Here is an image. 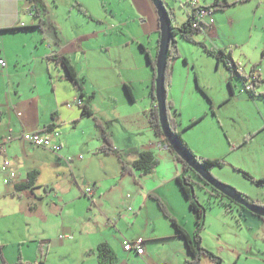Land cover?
I'll return each mask as SVG.
<instances>
[{"label": "crops", "instance_id": "crops-1", "mask_svg": "<svg viewBox=\"0 0 264 264\" xmlns=\"http://www.w3.org/2000/svg\"><path fill=\"white\" fill-rule=\"evenodd\" d=\"M43 1L45 6L39 11L29 0H0V52L7 60L5 67L0 66V256L4 257L0 264H131L133 259L148 264L144 259L156 242H174L177 253L181 257L185 253L184 261L173 259L168 264H187L190 255L181 245L182 236L152 196H159L178 222L194 233L195 212L178 180L183 163L144 117L156 103V77L149 60L157 58L160 37L154 3ZM194 7L191 0L181 3L187 17ZM214 12L202 19L201 27L216 28ZM186 20L175 18V23ZM225 53L234 59L232 52ZM55 55L68 56L78 77L85 78L84 95L65 78L66 70ZM185 57L181 53L173 60V74ZM257 64L253 72L263 77ZM233 75L228 72L227 80L235 95ZM199 83L197 78L196 89L208 95L201 76ZM229 95L223 103L231 99ZM85 104L92 115H82ZM96 116L107 125L114 152L99 149L103 139ZM53 130L59 132L52 135L59 149L23 138L25 132L45 135ZM240 133L245 136L246 131ZM145 150L158 159L153 172L142 174L134 168L131 173L123 172L122 159L132 162ZM7 159L10 164L4 165ZM11 170L17 177L6 182ZM89 187L91 194L86 191ZM221 202L228 206L222 205L224 209L214 215L206 214L210 226L203 243L206 240L223 257V264H228L227 253L234 264H240V259L242 264L264 261V219L234 202ZM239 233L246 238L242 246L234 239ZM139 237L145 240L144 253L124 248L125 240ZM101 242L112 247L117 260L101 262ZM122 256L124 263L118 262ZM201 264H211L210 258L204 256Z\"/></svg>", "mask_w": 264, "mask_h": 264}, {"label": "rangeland", "instance_id": "rangeland-1", "mask_svg": "<svg viewBox=\"0 0 264 264\" xmlns=\"http://www.w3.org/2000/svg\"><path fill=\"white\" fill-rule=\"evenodd\" d=\"M196 1L200 5H206L213 0ZM169 2L170 5H168L174 9L178 21L188 19L181 8L180 0ZM214 14L216 28L212 26L209 29L208 26L203 25V30L197 34L196 39L206 40L211 48H223L227 53L231 50L240 70H238L239 74L234 71L232 78L237 82L236 94L232 95L227 80L231 69L223 61H220L218 66L216 58L201 47L179 37L180 52L186 57L179 60V66L177 64L175 73H172L167 99L173 102L172 111L180 122L179 131L184 133L183 138L195 155L222 160L221 166H209L211 173L241 192L249 201H259L264 204V182L256 183L244 174V172L249 173L254 180L264 177V97L260 96L261 92L264 93V84L254 86L258 92L255 97L250 95L244 85L245 82L248 85L253 82L250 75L253 63L259 62L264 76V0L239 2L236 6L223 11L217 10ZM175 59L178 58L170 60L172 67ZM150 69L155 73L153 66H150ZM199 76L205 82V89L209 96L196 89L197 78L198 85H201ZM228 94L231 99L223 103ZM201 97H204V100ZM144 117L148 119V115ZM146 122L150 125L149 119ZM181 122L183 126L180 130ZM193 122L195 123L191 125ZM242 129L246 131L245 136L249 135V140L244 141L245 143H242L245 139V136L240 133ZM190 173L196 176L192 171ZM195 178L198 180L194 183L195 192L199 201L205 206L206 214L208 211L210 215L216 214V211H222L224 209L222 205L225 206L221 202L222 199L209 194L211 184H205L197 176ZM226 200L229 199L226 198ZM204 222L202 239L207 232V227L210 226V219L205 218ZM214 229L213 225L209 231L212 232ZM243 237L242 233H239V236L234 238L240 241L238 246H242L243 241L246 242V238ZM180 241L181 245L187 249L185 240ZM205 241L204 243L202 241V245L217 254L215 249L210 248ZM163 243L156 242L150 255H146L144 260L148 264H159L161 261L172 263L173 259L184 261L185 253H182L181 257L180 253H177L174 242ZM148 249L146 247V250ZM204 256L207 255H203L202 258ZM120 259L118 262L124 263L123 260L126 258L122 256ZM225 260L228 264L235 262L228 253ZM241 261L240 259V264H242ZM254 262L264 264V261L254 260ZM131 264H142V262L133 259Z\"/></svg>", "mask_w": 264, "mask_h": 264}, {"label": "trees", "instance_id": "trees-1", "mask_svg": "<svg viewBox=\"0 0 264 264\" xmlns=\"http://www.w3.org/2000/svg\"><path fill=\"white\" fill-rule=\"evenodd\" d=\"M29 1H31L33 3V6H35V9L37 8L39 11H40L41 7L45 6V3L43 0H29ZM243 1H247V0H235L233 2H230L228 0H213L210 4H207V5H200V6L196 5L194 7L195 11L193 12V14L195 15L197 8H205L209 11H217V10L223 11V10L228 9L231 6H235L239 2H243ZM163 2L166 5V7L169 11V14L171 16L172 32H173V38H172L170 48H169V53H168L169 62H168L167 69H166L167 92H168L170 85H171L172 73H173V67L170 63V60L173 58L181 57V52H180V48H179V44H178V41H179L178 38L179 37H181L182 39H184V40H186L192 44H195V45L201 47L205 52H207L208 54H210L212 56H215L218 60L224 61L226 66L228 68H230L231 71H233V72L235 71L238 73V70H239L238 63L231 56L226 54L224 50H222V49H219L218 51L213 50L212 48H209L204 41L196 39V35L198 33H200L203 30V28L201 27V25H200V27H194L192 25L191 18L193 16V14H190L188 16V19L186 21H184L182 24L177 25L175 23L176 15H175L174 9L168 5L166 0H163ZM79 10L82 13H84L85 15H88L87 10L85 8H83L82 6H80ZM88 16L91 17L90 15H88ZM17 28H19V27H15V29H17ZM23 28H26V26H23ZM230 53H231V51H229V54ZM54 57H55L57 63L60 64L63 68H65V70H66V74L64 75L65 78L69 79L73 83V85L81 91V94L84 95L85 93L83 91L84 90L83 84L85 82V78H79L78 77V73H77L73 63L71 62L70 58L68 56H65V55H55ZM149 60H150L151 65L156 70V59L153 60L152 58H149ZM256 65H258V64L254 63L252 65L251 74L255 70ZM253 75H254L253 76V82L248 85L244 81L245 82L244 85H245V89L250 93V95L256 96L257 93H256V89L254 86L263 85L264 84V76L261 77V76L257 75L256 73L254 74V72H253ZM240 76H241V74H240ZM126 88H127L129 95L133 98L131 88L128 85H126ZM154 88H155V85H154ZM260 95L264 97V93L261 92ZM167 96H168V93H167ZM153 98H154L156 103H155V106H153L151 109H149L147 111L148 119H149L150 125L154 129L155 133L159 136L165 137L164 131L162 128V124H161V120H160L159 108L157 106L155 89L153 91ZM81 103L83 104V100H81ZM82 108H83L82 115L88 116V115L93 114L87 104L83 105ZM167 108H168L167 109L168 121H169V125H170L172 131L179 136L180 140L188 148V150L192 154L195 155V153L190 149L189 145L184 140L181 132L179 131L180 122H179V120H177L175 113L172 111V109L174 108V104L172 101H170L168 99H167ZM94 120H95L96 126L101 130V135H102V139H103V144L99 149L101 151L114 152L116 149L113 148V145H114L113 138H112L110 131L107 128V125L105 124V122L103 120H101L97 116L94 117ZM195 122H193L191 125H193ZM165 140L168 142V139L166 137H165ZM168 144H169V142H168ZM169 148L171 151H173L175 153L177 159L183 163L184 172H183V174L178 176V180L181 183L185 194L187 195V197L190 200L191 208L195 212V216H196V220H197V228L194 231V233L193 234L189 233L178 222L176 217L170 212V210L168 209V207L166 206L164 201L159 196H157V195H152V196L158 201L161 209L163 210V213L175 225V227L178 231V234L180 236H182V238L185 240L186 246H187V249H188V252L190 255L189 258L187 259V264H201V258L203 255H207L210 258L211 264H223L224 260H223V257L221 255L216 254L212 250H210V249H208L202 245L203 240H202L201 232H202V230L204 228V224H205L204 220L206 217V208L199 201L197 194L195 192L194 183L198 182L195 177L197 176L198 178H200L205 184H209V183L206 180H204L203 178L199 177V175L193 170V168L188 163H186L182 159V157L179 156L171 146H169ZM195 156L207 168H209V166H216V165L221 166L223 164L222 160H220V159L203 158V157H199L197 155H195ZM157 164H158V159L155 157L154 153L150 150L142 151L139 158L132 161V162H129V161L122 159L123 172H125V173L126 172L131 173L132 168L141 170L142 174L152 173ZM191 171L196 175L195 177L190 173ZM244 174L249 179L255 181L256 183L260 182V181L264 182V179L254 180V177L251 176L247 172H244ZM210 187H211L210 193L213 196L220 198V199L228 198L229 199L228 201L234 202V203L242 206L241 204L237 203L236 201H234L231 198H229L228 196H226L221 191L217 190L212 185H210ZM253 202L258 203L256 201H253ZM258 204H260V203H258ZM225 205L228 206L227 203H225ZM242 207L245 208L244 206H242ZM245 209H247V208H245ZM254 214H256V213H254ZM259 216L264 219V216H262V215H259ZM98 252L100 255V260L103 263H111V262H114L115 260H117V255H116L115 251L112 249V247L107 242H101L98 245ZM0 258L3 259V261H4V257L2 255L0 256ZM20 259L22 260L21 256H20ZM41 262H43L42 259H41Z\"/></svg>", "mask_w": 264, "mask_h": 264}, {"label": "water", "instance_id": "water-1", "mask_svg": "<svg viewBox=\"0 0 264 264\" xmlns=\"http://www.w3.org/2000/svg\"><path fill=\"white\" fill-rule=\"evenodd\" d=\"M159 16V48L156 58V78H155V96L159 108L160 120L165 137L168 139L169 146L188 163L193 170L204 180L224 193L226 196L241 204L248 210L264 216V205L249 201L244 195L229 184L215 177L209 168H207L180 140L169 125L167 112V88H166V69L169 62L168 53L173 38L172 19L163 0H151Z\"/></svg>", "mask_w": 264, "mask_h": 264}, {"label": "built area", "instance_id": "built-area-1", "mask_svg": "<svg viewBox=\"0 0 264 264\" xmlns=\"http://www.w3.org/2000/svg\"><path fill=\"white\" fill-rule=\"evenodd\" d=\"M191 2L193 3L194 6H196V0H191ZM193 14V13H192ZM210 11L205 9V8H197L196 9V13L195 15L193 14L192 18H191V23L194 27H200L201 23H202V19H204V17L206 15H209ZM7 65V60L6 58L1 54L0 52V66L1 67H5ZM79 103H81V99L78 100ZM59 132L53 130L51 132V134H45L42 135L40 132H25L23 134V138L26 139L27 141L33 143L34 145H38V146H44V147H48V148H54V149H59L60 148V144L54 145L52 142V135L58 134ZM10 164V160H5L4 161V165H9ZM17 177V174L15 171L11 170L9 172V176L5 179L6 182H8L9 180L13 179ZM86 191L88 194L92 193V189L86 188ZM144 238L139 237L135 240H125L124 241V248L127 251H131V250H135L138 253L142 254L145 251V248L143 246L144 244ZM160 264H168L165 262H162Z\"/></svg>", "mask_w": 264, "mask_h": 264}, {"label": "clouds", "instance_id": "clouds-1", "mask_svg": "<svg viewBox=\"0 0 264 264\" xmlns=\"http://www.w3.org/2000/svg\"><path fill=\"white\" fill-rule=\"evenodd\" d=\"M160 31V30H159ZM160 38V37H159ZM159 43V42H158ZM158 48H159V44H158ZM155 77H156V74H155Z\"/></svg>", "mask_w": 264, "mask_h": 264}, {"label": "flooded vegetation", "instance_id": "flooded-vegetation-1", "mask_svg": "<svg viewBox=\"0 0 264 264\" xmlns=\"http://www.w3.org/2000/svg\"><path fill=\"white\" fill-rule=\"evenodd\" d=\"M198 174V173H197ZM199 175V174H198ZM199 177H201V176H199ZM202 178V177H201ZM198 181V180H197Z\"/></svg>", "mask_w": 264, "mask_h": 264}]
</instances>
